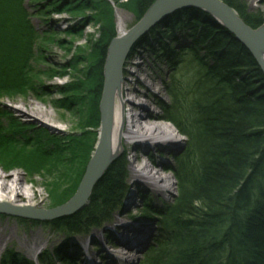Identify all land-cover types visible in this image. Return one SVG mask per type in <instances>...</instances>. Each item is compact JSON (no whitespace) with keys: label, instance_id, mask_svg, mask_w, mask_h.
<instances>
[{"label":"trees","instance_id":"16d2710c","mask_svg":"<svg viewBox=\"0 0 264 264\" xmlns=\"http://www.w3.org/2000/svg\"><path fill=\"white\" fill-rule=\"evenodd\" d=\"M155 1L130 0L126 6L132 4L141 15ZM220 1L251 29L264 25L249 17L237 0ZM27 16L24 0H0L1 96L31 90L29 75L38 34ZM167 19L166 34L172 33L175 23L176 29L188 27L192 38L188 46L173 53V67L190 78V88L176 86L170 93L172 105L162 108L164 120L175 126L186 147L171 168L174 201L156 211L145 205L144 212L151 210L159 224L145 264H264V74L248 50L209 16L189 9ZM114 37L101 36L91 43L92 65L82 83L84 91L103 87L107 50ZM90 121L88 128L97 127L98 122L90 125ZM14 129L3 133L0 124L4 168L15 167L28 153V143L20 144L11 136L16 134ZM92 141L85 147L73 145L71 165L77 164L80 170L67 183L56 184L57 179L48 187L51 203L58 205L76 192L94 151ZM51 168L49 164L43 170L32 167L36 173ZM124 176L123 165L110 166L80 212L51 220L46 227L53 233L67 230L72 235L102 226L126 191ZM56 261H68L58 247L37 256L39 264ZM3 264L32 263L10 252Z\"/></svg>","mask_w":264,"mask_h":264},{"label":"rangeland","instance_id":"374dc122","mask_svg":"<svg viewBox=\"0 0 264 264\" xmlns=\"http://www.w3.org/2000/svg\"><path fill=\"white\" fill-rule=\"evenodd\" d=\"M129 1L24 0V8L28 14L29 24L38 34L31 66L32 71L29 75L31 90L26 91L24 94L0 95V124L3 133L10 132L12 126L16 127L17 129H14L16 134L11 132L10 134H13L11 136L21 142L20 144L26 145L28 143L27 146H29L27 147L28 153L18 159V165L16 164L12 168H4L0 163V172L11 173L14 179L16 174L26 177L30 183L24 185L25 192L33 186V190L46 199L45 204L39 207L38 210L55 208L70 199L58 205L51 204L47 196V190L50 185L55 184L57 179L59 181L56 184H59V182L67 183L68 179L80 170L76 167L77 164L71 165L73 164V157L70 156V152L73 145L79 144L81 146L84 144L85 147L90 145V141L93 140L91 146L93 150L95 144H97L100 131L99 103L103 87L100 91L95 90V92H86L82 87L83 81L86 80V73L92 65L90 45L101 36L106 40L112 36H115L114 39L118 38L120 35L118 27L122 18H124V22L121 26L126 34L140 22L147 11L140 15V11L131 6L132 4L126 6ZM237 1L240 8L249 17L264 23V0ZM189 9L200 11L202 14L209 16L220 28L217 21L209 14L191 7L178 8L173 12H169L158 21L156 19V23L153 22V25L145 28L130 45L127 57L122 65L121 80L124 82V88L127 90L136 89L144 93L143 96L135 100L137 108L130 113L128 112L126 118H130V116L135 119L142 117L144 113L141 103H143L148 106L149 113L153 115V121L167 123L164 120L162 108L164 105H172L171 91L176 86L183 88L184 85L187 90L190 88V78L188 79L187 75L182 77L180 73H177L179 71L176 72L173 67L175 61L173 53L188 46L192 39L187 35L189 28L180 27L176 29L174 23V25L172 24V33L166 34L167 24L169 23L167 18L176 12ZM190 22L188 21L189 24ZM161 49L162 52L160 53L159 50ZM129 62H135V65H133L135 67L131 68V71L143 72H140V75H136L137 73L135 75L124 73ZM136 64L140 66L138 70H136ZM102 83H104V77ZM145 83L154 84V87H150V91H147L144 89ZM90 99L93 100L92 112L87 114ZM29 103L49 112L53 119L45 120L41 117L29 119L15 112L17 111L15 110L16 107L25 111V107L28 108ZM88 118L91 120L90 125L93 122H98L96 128H88ZM84 138H88L90 141H84ZM159 140L166 143L168 141L165 137H160L155 140H148L147 143L155 144ZM176 141L180 143L179 146L172 148L170 151H167L166 147H156L154 149L148 146L147 152H149L148 155L151 158H147L146 154H143L145 143L142 142L136 149L133 148L135 140H124L125 145L119 155L111 161L109 167L118 164L123 165L126 191H124L120 202L110 212L109 221L100 227L91 226L84 232L72 235L67 230L53 233L46 227V223L49 221L0 213V221L8 219V228L11 231H17L19 237H22V232L27 233L29 229L34 228L40 230L41 234L44 235L42 245L32 251L18 249L17 237L13 238L11 243L1 245L0 264H3L4 257L10 252L17 254L27 263L39 264L37 256L41 252H54L57 247L63 255L67 256L68 261H56L55 264H112L113 262L108 257V253L111 255L119 253L121 257L127 260V263L116 260L120 264H145L147 255L151 253L150 247L153 245V239L159 234V224L153 212L151 210L147 212L146 210V213L144 208L147 205L155 211L159 210L163 208L164 204H171L176 197V187L171 168L175 166L174 158L182 153L186 147L182 136H177ZM50 147L51 150L47 151ZM93 153L94 151H91L90 157ZM135 156H138V160L134 166L138 170L141 166L150 164L148 159L154 163H163L161 173L163 176L172 179V187L169 188V185L162 183L158 186L162 190L161 194L153 196L147 189L137 184L135 182L137 178L135 179V176L131 174L130 167V163L134 161ZM43 158H46L45 161H43ZM48 164L50 167L56 166V169L58 168L56 174L59 177L55 176L54 182L53 177L47 178L44 172H37V174L33 170L34 168L32 169L34 166L42 169ZM106 172L107 170L103 172L102 176ZM166 187L169 191H166L168 190ZM60 189L56 188L55 190ZM133 196L134 203L130 205ZM80 210L77 211L80 212ZM153 216L155 218L151 219ZM116 219H119V221L115 222ZM123 223H126L127 227L132 226L137 231H139V227L150 226V237L138 248L119 245L120 242L117 239H120L123 235L130 242L135 239L132 231L121 229L119 225ZM95 233L97 237H95ZM52 237L57 239L54 244L47 241Z\"/></svg>","mask_w":264,"mask_h":264},{"label":"bare ground","instance_id":"6f19581e","mask_svg":"<svg viewBox=\"0 0 264 264\" xmlns=\"http://www.w3.org/2000/svg\"><path fill=\"white\" fill-rule=\"evenodd\" d=\"M177 5V4H175ZM176 7V6H173ZM235 12V11H234ZM160 19V18H159ZM157 19V21L159 20ZM154 21H151L149 25H153V22L156 23V19H153ZM124 18L121 19V24H123ZM121 24L119 25L118 29L120 32V35L117 39H122L125 35V31L123 30ZM263 26V25H262ZM261 27V26H260ZM260 39H264V36H262ZM263 60H264V51H263ZM135 62H129L128 67H125L124 73H129V75L137 73L136 75H140V72L143 71H131V68L135 67ZM140 68L139 64H136V70ZM133 75V76H134ZM150 87H154V84H148L145 83L144 89L147 91H150ZM111 91V109H110V115L108 119V130L106 135V141H105V147H106V160L108 161L105 170H108L109 164L111 161H113L121 151L122 147L125 145L124 140L127 141H134L135 144L133 148L138 147L140 144L145 143L143 145V154L145 153L147 158L149 157L148 153V146L152 148H164L166 147V150L170 151L172 148H176L179 146V142L176 141L177 136H181L175 126L172 123H159L153 121V115L150 114L148 106L141 103V107L143 109V115L142 117H139L138 119H135L133 116H130V118H126V115H128V112H132V110L137 108L135 100L139 98L140 96H143L142 91H138L136 89L133 90H127L124 88V82L122 80L119 82V84L116 87L112 88ZM92 102L88 103L87 108V114H90L92 112ZM146 104V103H145ZM140 107V106H139ZM147 107V108H146ZM15 112L18 114H21L22 117H27L31 119H36L37 117H41L45 120H51L53 117L51 114L45 110H42L41 108L34 106L33 104L29 103L28 108L25 107V111L22 108L16 107ZM64 123V122H63ZM96 128V127H95ZM165 137V139H168L167 143L163 140H159L155 144H148V140H155L156 138ZM147 144V145H146ZM96 146V144H95ZM51 148V147H50ZM95 149V147H94ZM93 149V150H94ZM137 149V148H136ZM151 150V149H150ZM138 160V156L134 157V161L130 163L131 167V174L135 176V182L141 186H143L147 191L152 194L153 196H158L161 194L162 190L158 188V186L162 183L169 185V188L172 187V179L169 177H165L162 175L161 171L163 169V163H154L151 160L148 159L149 165L145 164L141 166V168L138 170V168H135L134 164ZM58 169V168H57ZM56 166L52 167L51 170L47 169L44 172L45 177L51 178L53 177V182L56 177H59L57 175ZM55 172H54V171ZM14 176L11 173H1L0 172V207L2 206H13V207H23V208H29L38 210L39 207L43 206L46 202V199L41 196L40 193L33 190V186L30 187V190H27L25 192L24 185L26 183H30L27 181V178L24 176H21L19 174H16V178H13ZM140 179H142L140 181ZM59 184H64L60 183ZM167 188V187H166ZM168 189V188H167ZM92 191V190H91ZM166 191H169L166 190ZM48 196V194H47ZM51 202L50 196H48ZM134 203V196L132 197V200L130 202V205ZM52 204V203H51ZM77 212H73L71 215H75ZM116 221H119V219H116ZM126 225V226H125ZM9 221L8 219L0 221V246L1 245H7L12 242V239L17 237L18 242V249H24L26 251H32L34 248L39 247L42 245V239L44 238V235L41 234L40 230L29 229V232H22V237H19L17 235V231H11V229L8 228ZM121 229L130 230L135 235L134 241H129L128 239L121 237L120 239H117L119 245L121 246H131L134 248H138L141 245L144 244L146 239L150 237L151 228L150 226L145 227H139L138 230H135L132 226L127 227L126 223L119 225ZM125 226V227H124ZM95 237H97V234L95 233ZM94 239V238H93ZM96 239V238H95ZM49 243H56L57 239L52 237L51 239L47 240ZM47 242V243H48ZM108 257L112 260V264H120V262H117L116 260L121 261V263H127V260L124 257H121L119 253L111 255L108 253Z\"/></svg>","mask_w":264,"mask_h":264},{"label":"water","instance_id":"95a60500","mask_svg":"<svg viewBox=\"0 0 264 264\" xmlns=\"http://www.w3.org/2000/svg\"><path fill=\"white\" fill-rule=\"evenodd\" d=\"M177 4V5H175ZM176 6V7H173ZM191 7L209 14L217 21L219 26L225 29L234 39L241 44L256 60L264 74V26L251 29L247 26L229 6L220 0H156L147 10L140 22L122 39H113L108 47L105 65L103 69L104 84L99 103L100 131L93 155L87 163L84 174L80 180L74 195L64 204L49 210H34L23 207L1 206L0 213L34 220L51 221L57 218L71 215L80 210L87 203L91 190L105 171L108 163L106 160V135L108 119L111 109V91L121 81L122 65L127 57L130 45L153 19H159L178 8Z\"/></svg>","mask_w":264,"mask_h":264}]
</instances>
